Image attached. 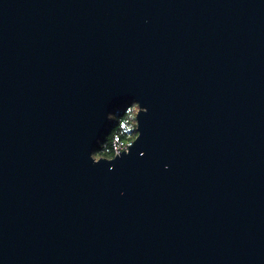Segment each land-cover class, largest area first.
Returning a JSON list of instances; mask_svg holds the SVG:
<instances>
[{
	"label": "water",
	"instance_id": "1",
	"mask_svg": "<svg viewBox=\"0 0 264 264\" xmlns=\"http://www.w3.org/2000/svg\"><path fill=\"white\" fill-rule=\"evenodd\" d=\"M0 264H264V0H0Z\"/></svg>",
	"mask_w": 264,
	"mask_h": 264
},
{
	"label": "clouds",
	"instance_id": "2",
	"mask_svg": "<svg viewBox=\"0 0 264 264\" xmlns=\"http://www.w3.org/2000/svg\"><path fill=\"white\" fill-rule=\"evenodd\" d=\"M147 111V108L141 107L140 103L133 99L122 115L119 114V110L109 112L106 120L112 127L102 140L97 141L98 147L89 154L92 164L99 165L101 162L112 164L122 156L130 155V150L141 137L139 117L142 114L147 115ZM140 155L142 157L144 154Z\"/></svg>",
	"mask_w": 264,
	"mask_h": 264
},
{
	"label": "trees",
	"instance_id": "3",
	"mask_svg": "<svg viewBox=\"0 0 264 264\" xmlns=\"http://www.w3.org/2000/svg\"><path fill=\"white\" fill-rule=\"evenodd\" d=\"M130 102L131 101H127L126 103H124L123 105H121V106H119V107H117V108H115L113 111H117V110H119V114H123V111L124 110H126V107L130 104ZM112 111V112H113ZM112 127V125H110L109 123L107 124V126H106V128H105V130H104V132L102 133V136H101V139L100 140H102L103 139V137L107 134V131L110 129ZM98 147V145L94 148V149H96ZM93 149V150H94Z\"/></svg>",
	"mask_w": 264,
	"mask_h": 264
}]
</instances>
